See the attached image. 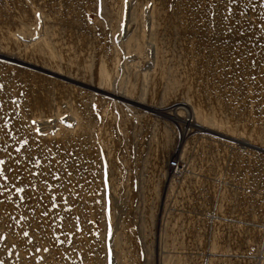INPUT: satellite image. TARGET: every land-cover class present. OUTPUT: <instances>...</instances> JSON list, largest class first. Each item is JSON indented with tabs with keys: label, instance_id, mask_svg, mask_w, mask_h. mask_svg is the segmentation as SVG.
<instances>
[{
	"label": "rangeland",
	"instance_id": "1",
	"mask_svg": "<svg viewBox=\"0 0 264 264\" xmlns=\"http://www.w3.org/2000/svg\"><path fill=\"white\" fill-rule=\"evenodd\" d=\"M262 17L0 0V264H264Z\"/></svg>",
	"mask_w": 264,
	"mask_h": 264
},
{
	"label": "built area",
	"instance_id": "2",
	"mask_svg": "<svg viewBox=\"0 0 264 264\" xmlns=\"http://www.w3.org/2000/svg\"><path fill=\"white\" fill-rule=\"evenodd\" d=\"M167 165L171 168L172 172H179L180 171V164L175 157L169 159L167 162Z\"/></svg>",
	"mask_w": 264,
	"mask_h": 264
},
{
	"label": "snow or ice",
	"instance_id": "3",
	"mask_svg": "<svg viewBox=\"0 0 264 264\" xmlns=\"http://www.w3.org/2000/svg\"><path fill=\"white\" fill-rule=\"evenodd\" d=\"M229 2H232V3H234V2H236V0H229ZM262 19H264V17H262ZM237 63H239V62H237ZM0 163H3V161H0ZM69 175H71V173H69ZM105 176H107V173H105ZM17 191H23V189H17ZM55 206V205H54Z\"/></svg>",
	"mask_w": 264,
	"mask_h": 264
},
{
	"label": "bare ground",
	"instance_id": "4",
	"mask_svg": "<svg viewBox=\"0 0 264 264\" xmlns=\"http://www.w3.org/2000/svg\"><path fill=\"white\" fill-rule=\"evenodd\" d=\"M186 109H187V107H185ZM187 121V123L189 124V125H191V122H190V119H186ZM171 169V168H170ZM176 173V172H175Z\"/></svg>",
	"mask_w": 264,
	"mask_h": 264
}]
</instances>
